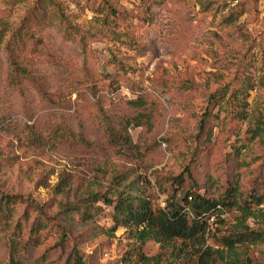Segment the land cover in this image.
Returning a JSON list of instances; mask_svg holds the SVG:
<instances>
[{"label":"rangeland","instance_id":"1","mask_svg":"<svg viewBox=\"0 0 264 264\" xmlns=\"http://www.w3.org/2000/svg\"><path fill=\"white\" fill-rule=\"evenodd\" d=\"M263 123L264 0H0V264H125L119 181L157 206L264 193ZM240 250L264 263V241Z\"/></svg>","mask_w":264,"mask_h":264},{"label":"trees","instance_id":"2","mask_svg":"<svg viewBox=\"0 0 264 264\" xmlns=\"http://www.w3.org/2000/svg\"><path fill=\"white\" fill-rule=\"evenodd\" d=\"M41 14L44 7H41ZM264 132L255 128L254 135ZM137 180L124 184L118 182L115 199L104 198L106 203L113 204L111 231L118 227L130 229L132 241H127L122 253L125 264H177L183 258H194L196 264H250L248 256H242L240 246L257 244L264 241L261 230L252 229L248 225L249 218L264 221V212L252 207L250 202L260 205L264 202V193H252L249 199L241 200L236 186L227 189L220 198H210L204 194L186 190L176 202H168L161 206L154 205L143 192H136ZM13 197H0V208L7 209L13 203ZM70 210L75 209L68 206ZM236 208L240 214L234 229L219 237L220 247L207 244L210 234V218L218 217L224 210ZM158 243L159 249L154 254H146L144 246L147 242ZM163 249V250H162ZM165 249V251H164ZM11 264H19L10 256ZM74 264H86L80 256H75ZM264 264V263H258Z\"/></svg>","mask_w":264,"mask_h":264}]
</instances>
